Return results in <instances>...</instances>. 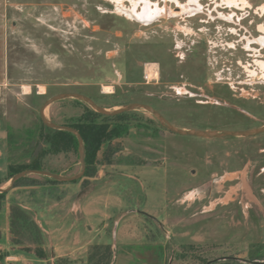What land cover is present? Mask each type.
<instances>
[{
    "label": "rangeland",
    "instance_id": "obj_1",
    "mask_svg": "<svg viewBox=\"0 0 264 264\" xmlns=\"http://www.w3.org/2000/svg\"><path fill=\"white\" fill-rule=\"evenodd\" d=\"M227 1L0 0V139L8 164L28 160V136L41 138L39 110L60 93L84 94L111 111L147 104L181 129L264 126V0ZM133 2L138 13L157 6L160 14L140 19ZM85 112L65 100L46 117L68 125ZM114 127L120 135L101 146L81 180L30 175L5 194L0 264H55L59 254L87 264L89 244L109 241L118 264L133 260L128 252L147 258L135 264L159 257L161 264H235L264 247V134L179 136L144 110ZM41 163L66 177L81 171L78 151ZM6 174L1 168L0 180ZM13 204L32 214L47 259L30 237L26 247L12 243Z\"/></svg>",
    "mask_w": 264,
    "mask_h": 264
},
{
    "label": "trees",
    "instance_id": "obj_2",
    "mask_svg": "<svg viewBox=\"0 0 264 264\" xmlns=\"http://www.w3.org/2000/svg\"><path fill=\"white\" fill-rule=\"evenodd\" d=\"M93 99V98H91ZM94 100V99H93ZM76 104H81L85 107L86 112L78 117L73 123H70L65 126L72 127L79 131L85 146V161H86V173L88 175V166L92 161L94 155H96L101 146L111 140L114 137L120 135L121 131L117 127L110 129V123H117L121 121L128 113L122 114L116 117H106L102 116L95 111H93L87 104L84 102L73 100ZM95 101V100H94ZM53 122V121H52ZM40 132L41 138L32 139V136H28L30 141L28 142V152H26L27 161L15 162V159L10 160L8 164L9 177L7 182H10L11 178L18 173H21L26 170H42L46 171L41 163V159L48 154H58L62 152H71L78 151V140L70 132L67 131H57L46 127L40 119ZM16 135L8 136V144H11L15 141ZM42 144L46 146L45 149H42ZM79 155V152H78ZM55 174L58 172L49 171ZM29 176H26L15 183V186H19L22 181ZM46 178V177H44ZM53 184H59V182L46 178ZM5 194H0V211L3 208V201ZM10 233L12 237V243L15 246L26 247V242H28V237L36 245V252L39 258L47 259L45 252L43 251V238L42 232L38 225L35 223L32 214L20 207L19 205L13 204L10 207ZM264 247L253 246L249 251L248 260L251 262H256L257 264H264L262 252ZM114 261V251L111 245L96 244L89 248L87 256V264H113ZM262 261V262H261ZM235 264H241L240 261L233 260ZM55 264H73L72 262L66 259H57ZM226 264V263H224ZM244 264V263H242Z\"/></svg>",
    "mask_w": 264,
    "mask_h": 264
},
{
    "label": "water",
    "instance_id": "obj_3",
    "mask_svg": "<svg viewBox=\"0 0 264 264\" xmlns=\"http://www.w3.org/2000/svg\"><path fill=\"white\" fill-rule=\"evenodd\" d=\"M65 100H78L81 102H84L87 104L93 111L96 113L106 116V117H116L122 114L130 113L133 111L138 110H144L151 115L159 122V124L168 130L169 132L179 135V136H185V137H193V138H199V139H207V140H213V139H225V138H251V137H257L264 134V126L254 129H248V130H225V131H216V130H201V129H181L173 125L167 118H165L159 111H157L154 107L147 105V104H128L124 105L116 110H107L100 105H98L93 99L90 97L81 94V93H60L58 95H55L49 99H47L42 107L39 110V115L42 123L53 130L57 131H67L72 133L78 140V152H79V162L81 166V171L72 177H66L60 174H55L49 171H42V170H26L21 173L16 174L13 176L10 180V186L7 189L0 188V194L7 193L8 191L12 190L15 186V183L30 175H36L41 177H46L53 179L59 183H74L76 181L81 180L86 173V161H85V146H84V140L79 133L78 130L65 126V125H59L56 124L46 117V111L55 103ZM244 187L246 188V184H244ZM250 194V192H249ZM250 199L257 203L251 196L249 195ZM258 204V203H257ZM235 260L248 263V264H257L256 262H251L249 260L245 259H239L235 258Z\"/></svg>",
    "mask_w": 264,
    "mask_h": 264
},
{
    "label": "crops",
    "instance_id": "obj_4",
    "mask_svg": "<svg viewBox=\"0 0 264 264\" xmlns=\"http://www.w3.org/2000/svg\"><path fill=\"white\" fill-rule=\"evenodd\" d=\"M3 133H5V132H1L0 131V138H5V137H3ZM2 139H0V169L2 168V169H4L5 171H6V175L3 177V178H1V180H0V184H2V183H5V184H8L9 182H7V179H8V177H9V172H8V159H7V151H6V148H5V145H4V143H3V141H1ZM8 211H9V209H10V207L8 206ZM96 244H103V245H111L112 246V248H113V251H114V259L116 258V254H115V249L117 248L116 246H115V244L113 243V242H104V243H90L89 244V247H91V246H93V245H96ZM154 247V244L153 243H151L150 245L148 244V245H146V247H145V250H152V248ZM120 249H122L121 247H120ZM88 252H89V250H88ZM128 255H131V256H133V260H131V261H127V263L126 264H135V262L137 261V260H139V261H145V260H147V258L146 257H135L134 256V254H131V252H128ZM87 256H88V254H87ZM62 257H64L63 255H58L57 256V258L58 259H60V258H62ZM164 258V257H163ZM162 257H159L158 259H159V262L157 263V264H161L160 263V260L161 259H163ZM118 261H120V259H117ZM164 260V259H163ZM31 264H35L34 262H32V261H30V260H28ZM27 261V262H28ZM41 262H44V261H41ZM42 264V263H41ZM113 264H118V263H116L115 261H113Z\"/></svg>",
    "mask_w": 264,
    "mask_h": 264
},
{
    "label": "bare ground",
    "instance_id": "obj_5",
    "mask_svg": "<svg viewBox=\"0 0 264 264\" xmlns=\"http://www.w3.org/2000/svg\"><path fill=\"white\" fill-rule=\"evenodd\" d=\"M197 1L198 0H189V2L190 3H193V4H196ZM227 4L230 5V6H237L238 7L240 4L245 5L246 4V0H228L227 1ZM136 6H137V3L136 2H133V14L136 17L140 18V19H144L146 16L152 19V18L156 17L158 14H160V11L158 10V7L157 6H155V9L152 10V11H150V12H147V8L145 7L141 13H138L136 11ZM182 9L185 11V7H182ZM262 13H264V6L262 7ZM261 42L264 43L263 40ZM261 67L264 69V64L261 65ZM41 89H43V88L41 87ZM24 91L25 92H29L30 91V88L29 87H25L24 88Z\"/></svg>",
    "mask_w": 264,
    "mask_h": 264
}]
</instances>
